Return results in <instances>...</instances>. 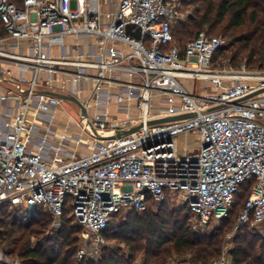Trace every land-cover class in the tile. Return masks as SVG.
<instances>
[{"label": "built area", "instance_id": "1", "mask_svg": "<svg viewBox=\"0 0 264 264\" xmlns=\"http://www.w3.org/2000/svg\"><path fill=\"white\" fill-rule=\"evenodd\" d=\"M179 3L0 0V206L42 208L51 229L67 215L82 228L77 259L110 244L105 231L118 214L156 211L169 197L207 226L230 214L242 185L250 193L233 233L248 226L264 237V69L215 65L225 39L206 30L182 47L173 35ZM86 82L81 133L60 130L54 112L64 99L48 91L79 98ZM154 93L178 103L153 115ZM111 101L126 113L135 101L139 113L111 118ZM181 114L189 116L148 123ZM186 133L198 148L181 154ZM0 264L20 260L0 246ZM198 264L238 263L223 252Z\"/></svg>", "mask_w": 264, "mask_h": 264}, {"label": "trees", "instance_id": "2", "mask_svg": "<svg viewBox=\"0 0 264 264\" xmlns=\"http://www.w3.org/2000/svg\"><path fill=\"white\" fill-rule=\"evenodd\" d=\"M202 1L204 6L198 10L196 17H191L190 26L182 31L189 37L197 29L196 35L181 41L184 35L182 34L180 38L175 37L173 29L175 40L184 47L189 39L196 37L202 31L201 28L205 24L214 28L225 19L229 28L240 27L249 23L252 28L232 44L238 45L232 60L235 61L242 54L246 58V64L249 68L259 69L258 67L252 68L253 66L249 64H255L264 57V0ZM225 49L227 48L224 45L216 53L215 65L218 64V58L221 57L222 51ZM249 193V186L242 185L240 192L236 195V201L230 214L220 220L222 223L220 226L206 234L190 228L189 223L190 220L194 219V216L188 208L182 207L181 211H168L167 213L171 215L174 224L171 233L173 237L170 238L173 240L174 249L190 251L193 258L202 260L200 262L217 258L220 255L223 237L227 232L224 227L228 224L229 231L234 228L238 214ZM171 203V198L168 197L156 211L152 204L144 211H130L125 216L126 220L119 225L113 223L116 218L122 215H116L105 231V236L109 242L124 244L128 251L122 253L121 247L109 251L110 244L105 245L101 249L102 257L97 262L94 260L76 261L82 228L74 225L72 219L68 218L67 215L64 217L62 226L56 229L53 235H46V229L51 223V216L42 208H36L31 213L28 209L12 205L0 206V246L10 256H17L20 259V264H135L137 252H141L145 248L146 253H149L152 247H157V250L153 252V262L159 263L163 260L160 258L161 253L167 249L162 247L165 242L163 235L167 230L159 219ZM22 209L24 212L21 213L20 210ZM6 212H11L10 215L13 214L9 220H6ZM144 220L147 228L141 230L140 225ZM34 234H42V239L39 240L36 247L31 246V239L27 237ZM141 234L144 237L149 236L146 238L149 242L146 246L132 243L139 240ZM234 240L236 246L231 251V256L236 263L264 264V237L253 232L248 226H243L234 234ZM17 243L21 244H19V250L16 251L11 245H17Z\"/></svg>", "mask_w": 264, "mask_h": 264}, {"label": "rangeland", "instance_id": "3", "mask_svg": "<svg viewBox=\"0 0 264 264\" xmlns=\"http://www.w3.org/2000/svg\"><path fill=\"white\" fill-rule=\"evenodd\" d=\"M204 6V2L202 0H180L179 7H178V13L180 15V19L176 20L174 22V33L175 37L180 38V36L183 34V38L181 41H185L188 38L195 36L197 33V29H195V32L192 36H188V34H184L182 31H184L188 26L191 24V17H196L198 15V10L201 9ZM227 20H223L220 22L216 27L211 28L209 24H205L201 30H206L212 35L220 36L223 39H225V50L222 51V55L220 58H218V65L223 67L225 65H232L234 67L240 66L242 63H246V58L240 54L235 61L232 60L233 55L237 51V44L232 45L240 36L245 34L250 28H252V25L249 23L240 26V27H235V28H229L227 26ZM0 26L1 20H0ZM183 43V42H182ZM262 64V65H261ZM250 66H253L252 68H259V69H264V57L262 58L261 61L256 62L255 64H249ZM203 82L200 81L198 82V87H202ZM204 86V85H203ZM207 86V85H206ZM206 86L204 87V90H206ZM88 98H83V100H87ZM170 103L177 104L178 101L167 95V94H162V93H154L151 100H150V113L155 115V114H160L161 112L164 111L165 108L170 107ZM81 108L79 104H77L74 101L66 100L64 99L63 103L60 105V110L59 114L57 115L56 119V124L58 125H63L65 123L69 124V127L71 129H76V120L77 116L80 113ZM119 112H122L121 109L119 108H114L111 109L108 114L111 118H118L116 116ZM139 113V110H138ZM137 113V114H138ZM84 140L87 141V137H84ZM177 148L179 153L184 154L186 152H192L198 148V138L197 135L194 133H186V134H181L178 139H177ZM82 151L81 153H84L85 150H80ZM87 151V150H86ZM178 195V194H177ZM171 204L169 207L166 208V212L163 213V216L160 217V221L162 222L164 228L167 230L166 233L163 235L164 243L162 245L163 248H167L165 252L161 253L160 258L163 260L159 263H154V255L153 252L157 250V247H152L151 251L149 253H146L145 248L141 250V252H137V257L135 259V264H198L202 260H196L193 258V255L190 251H185V250H175L173 247V240L170 239L173 236H171L172 230L174 228L173 220H171V215L167 213L168 211H174V210H180L182 207L180 206V203H176L174 199H171ZM13 211V210H12ZM20 212H24V210H20ZM11 213V212H9ZM8 212H6V220H9L12 215H10ZM32 213V211H31ZM167 213V214H166ZM171 213V212H170ZM127 215V214H126ZM126 215L119 216L114 220V225L117 224L119 225L120 223L124 222L126 220ZM234 218V217H233ZM171 220V221H170ZM144 223V224H143ZM140 225L141 230H145L147 228L145 220L143 221ZM190 228L196 232H200L203 234L211 232L215 227L220 226L222 223L221 221H212L209 225L207 226H199L195 219L190 220ZM224 229H227V232L225 233L223 237V241L221 243V250L220 254L223 252H228L231 254V251L235 248L236 242L234 240V233L232 228L230 231L228 230V224ZM46 235H53L55 233L56 229H51V223H49L47 229H46ZM145 232V231H144ZM140 239L133 241L132 243L137 244V245H143L146 246L148 244V240L146 239L149 236L144 237L142 234L139 235ZM29 239H31V246L36 247L37 243L39 240L42 239V234H34V235H29L27 236ZM25 240V239H24ZM21 244V243H19ZM17 243V245H11L14 246L15 250H19L20 245ZM80 246V245H79ZM117 247L122 248V253H126L127 247L124 244L110 241V245L108 247L109 251L110 249H115ZM106 252V251H105ZM13 258H18L17 256H12ZM102 257V250H99L97 252H92L88 255H86L82 259H77L76 256V261H88V260H94V262H97L100 258ZM20 260V259H19Z\"/></svg>", "mask_w": 264, "mask_h": 264}, {"label": "crops", "instance_id": "4", "mask_svg": "<svg viewBox=\"0 0 264 264\" xmlns=\"http://www.w3.org/2000/svg\"><path fill=\"white\" fill-rule=\"evenodd\" d=\"M67 42H68V43H78V44L81 45V47H82L84 50H87V49H89V48H91L92 50H95V49L97 48V46H96V41H95L94 39H91V38H79V39H77V38L70 37V38H67ZM28 75H29V74H28ZM112 90H115V91H116L115 88H112ZM90 95H91V84H90L89 82H86V84H85V89L81 91L79 98H78V97H77V98H78L81 102H84L85 100H83V98H89ZM63 101H64V100H63ZM63 101H62V103H63ZM62 103H61V104H62ZM61 104H60V105H61ZM114 108H120V109H122L121 106H120V104L116 103L115 101H111L110 104H109V106L107 107L108 112H109L111 109H114ZM59 110H60V106H58V107L56 108L55 112H54V120H55V124H56V119H57L56 117H57V115L59 114ZM122 110H123V109H122ZM92 111L94 112V110H91V112H92ZM137 113H138V109H137V107H136V103H135V101H132V102L130 103V112H129V113H126L125 111H124V112H119L116 116H118L120 119H127V118H131V117H136V116H137ZM66 124H68V123H65L64 126H65ZM68 125H69V124H68ZM56 126H57L60 130H62V129L64 128L63 125L61 126V125L56 124ZM69 131H70V132H73V133H78V134L81 133L80 129L77 128V126H76V129H71V128L69 127ZM103 134H107L106 131H105V132L103 131Z\"/></svg>", "mask_w": 264, "mask_h": 264}, {"label": "water", "instance_id": "5", "mask_svg": "<svg viewBox=\"0 0 264 264\" xmlns=\"http://www.w3.org/2000/svg\"><path fill=\"white\" fill-rule=\"evenodd\" d=\"M1 75V72H0ZM48 93L52 94V95H56L58 97H60L61 99H66V100H70V101H74L77 104H79L82 112L84 114H86L87 110H86V106L75 96H69L60 92H56V91H48ZM189 114H181V115H173V116H166V117H160V118H155L153 120H150L148 123L149 124H153V123H159V122H164V121H169V120H176V119H180V118H186L188 117ZM142 124H137L136 126L129 128L127 130V132H132L134 130H136L137 128H139Z\"/></svg>", "mask_w": 264, "mask_h": 264}, {"label": "bare ground", "instance_id": "6", "mask_svg": "<svg viewBox=\"0 0 264 264\" xmlns=\"http://www.w3.org/2000/svg\"><path fill=\"white\" fill-rule=\"evenodd\" d=\"M106 131L107 134H111L110 131L104 130V132ZM103 132V131H102Z\"/></svg>", "mask_w": 264, "mask_h": 264}]
</instances>
